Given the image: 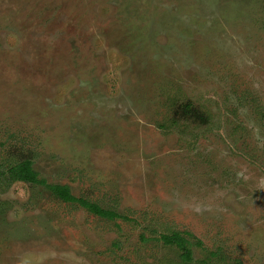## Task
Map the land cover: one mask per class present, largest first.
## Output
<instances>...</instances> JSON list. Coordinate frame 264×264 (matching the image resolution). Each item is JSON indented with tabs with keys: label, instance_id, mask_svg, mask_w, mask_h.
<instances>
[{
	"label": "rangeland",
	"instance_id": "rangeland-1",
	"mask_svg": "<svg viewBox=\"0 0 264 264\" xmlns=\"http://www.w3.org/2000/svg\"><path fill=\"white\" fill-rule=\"evenodd\" d=\"M23 157L128 218L0 176V264H180L170 230L264 264V0H0V173Z\"/></svg>",
	"mask_w": 264,
	"mask_h": 264
},
{
	"label": "trees",
	"instance_id": "trees-1",
	"mask_svg": "<svg viewBox=\"0 0 264 264\" xmlns=\"http://www.w3.org/2000/svg\"><path fill=\"white\" fill-rule=\"evenodd\" d=\"M184 111L190 114L189 117H193L197 114L195 110H191V106L188 103L184 106ZM189 111H191V113ZM0 176H3L7 182L10 183L20 182L30 186H41L55 201L80 207L89 214L106 221H124L128 218L118 213L116 210L105 208L87 198L75 196L68 185L48 183L45 178L40 177L38 172L33 169V161L30 157H23L9 164L4 175L0 173ZM192 239H194V241H192ZM157 240H159L163 246L173 248L178 252L180 264H192L193 262L213 264V262L210 261V256H212V258L217 257L216 252H210L208 257L199 261L194 260L193 247H199L202 241L188 231L170 230L160 233ZM235 264H240V262L236 261Z\"/></svg>",
	"mask_w": 264,
	"mask_h": 264
}]
</instances>
